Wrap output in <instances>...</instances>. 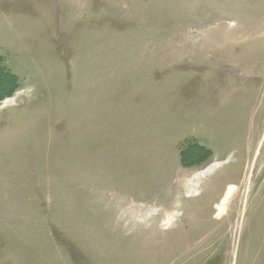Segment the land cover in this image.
<instances>
[{
  "label": "rangeland",
  "instance_id": "374dc122",
  "mask_svg": "<svg viewBox=\"0 0 264 264\" xmlns=\"http://www.w3.org/2000/svg\"><path fill=\"white\" fill-rule=\"evenodd\" d=\"M0 264H264V0H0Z\"/></svg>",
  "mask_w": 264,
  "mask_h": 264
},
{
  "label": "bare ground",
  "instance_id": "6f19581e",
  "mask_svg": "<svg viewBox=\"0 0 264 264\" xmlns=\"http://www.w3.org/2000/svg\"><path fill=\"white\" fill-rule=\"evenodd\" d=\"M242 25V24H241ZM243 27H242V29H245L246 30V26L243 24L242 25ZM226 31V30H225ZM232 33L230 32V33H225V32H220V34H218V35H212L211 36V39L209 38V40H216L215 42H219V41H221V39L222 38H227V37H229L230 35H231ZM208 40V41H209ZM220 45V44H219ZM206 47H208L207 45H206ZM215 47H216V45H215ZM221 47V46H220ZM215 49V48H214ZM216 58V57H215ZM222 59V58H221ZM251 65V64H250ZM262 67V66H261ZM240 71V70H239ZM252 74V73H251ZM254 76V75H253ZM241 78V77H240ZM243 81H244V79H243ZM245 82V81H244ZM215 87V86H214ZM246 89V88H245ZM240 90V89H239ZM242 90V89H241ZM226 99V98H225ZM211 110V109H210ZM216 166H214V165H211L208 169H206L205 171H204V173H203V175L204 174H208V173H210L211 171H213L214 170V168H215ZM234 190V186L233 185H231L230 187H229V189H228V192H227V194L225 195V198L223 199V201L217 206V208H218V213H220L222 210H224V206H225V204H226V202H227V200H228V197H229V195L232 193V191Z\"/></svg>",
  "mask_w": 264,
  "mask_h": 264
},
{
  "label": "trees",
  "instance_id": "16d2710c",
  "mask_svg": "<svg viewBox=\"0 0 264 264\" xmlns=\"http://www.w3.org/2000/svg\"><path fill=\"white\" fill-rule=\"evenodd\" d=\"M5 76L8 77V79H9V83H11V81H12L11 76H12V75H11L9 72H6V73H5Z\"/></svg>",
  "mask_w": 264,
  "mask_h": 264
}]
</instances>
